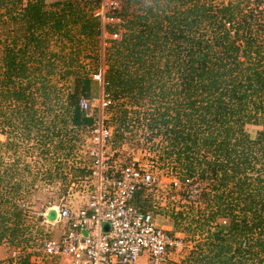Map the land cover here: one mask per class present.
I'll use <instances>...</instances> for the list:
<instances>
[{"label": "trees", "instance_id": "trees-1", "mask_svg": "<svg viewBox=\"0 0 264 264\" xmlns=\"http://www.w3.org/2000/svg\"><path fill=\"white\" fill-rule=\"evenodd\" d=\"M97 6L0 0L2 148L30 150L19 143L35 134L39 159L57 162L74 149L78 131L92 126L94 116L78 107L90 73L76 62L87 57L83 50H99ZM117 14L120 25L104 30H120V38L106 39L102 52L103 92L122 100L107 107L114 123L109 139L119 146L141 136L159 169L183 187L189 179L201 184L199 201L181 192L184 206L171 215L174 230L203 236L186 255L188 264H264V13L245 0H121ZM49 40L56 47L46 52ZM93 55L95 72L98 51ZM65 79L71 87L64 91ZM43 114H52L47 125ZM247 125L260 128L248 133ZM62 132L69 134L66 151ZM89 164L76 174H88ZM31 171L19 156L0 159V243L27 240L16 198ZM131 203L150 208L141 191ZM218 218L226 227L214 230Z\"/></svg>", "mask_w": 264, "mask_h": 264}, {"label": "built area", "instance_id": "built-area-1", "mask_svg": "<svg viewBox=\"0 0 264 264\" xmlns=\"http://www.w3.org/2000/svg\"><path fill=\"white\" fill-rule=\"evenodd\" d=\"M96 1L98 6L92 13L99 18L100 35L108 40L119 39L120 30L105 32L104 27L120 25L121 17L117 13L121 0ZM245 2L248 7H256L264 13V0ZM100 66L91 74V78L103 87ZM98 100L102 109L112 101L103 90ZM78 107L89 116L87 97L78 99ZM88 130L90 146L87 153L91 160L89 173L84 178L94 180L93 188L88 192L84 206L71 209L61 200L47 208H53L55 212L54 223H49L62 224L63 229L58 237L44 240L38 248H34L35 256L60 257V264H167L169 253L181 251L183 240L157 225L151 211L142 210L131 203V199L137 191L144 194L152 190L155 186L153 175H169L168 172L157 167L155 158L147 164L132 159L128 163L113 165L110 162L111 154L105 149L111 137L109 127L98 118ZM191 183L194 182L190 179L183 183L188 184L185 186L189 191ZM170 184L173 188L181 186L175 178L171 179ZM185 194L187 197V191ZM189 198L193 199L194 196ZM18 207L25 212L24 204ZM41 216L45 221L44 214ZM26 217L31 219L27 212ZM17 255L15 251L11 252V257Z\"/></svg>", "mask_w": 264, "mask_h": 264}, {"label": "rangeland", "instance_id": "rangeland-1", "mask_svg": "<svg viewBox=\"0 0 264 264\" xmlns=\"http://www.w3.org/2000/svg\"><path fill=\"white\" fill-rule=\"evenodd\" d=\"M54 1H63V0H44L45 3H51ZM106 25V24H105ZM106 36L99 35V50L96 49H89L83 50L86 56H80L77 59L76 66L80 65L84 67V69H89L88 72L90 73V80L87 81V88L85 90V94H87V98L89 100V108L87 110L88 115H93L94 120L98 118L102 119V123L107 125L111 131L114 127V123L111 122V112L107 108H99V98L101 95V91L103 88L99 85L98 82L91 78L92 72V65L94 66L95 59L93 55V51H98L99 57L102 56L103 47L106 41ZM105 41V42H104ZM81 46V44H80ZM97 46V47H98ZM55 43L53 40H49L46 46V52L50 50H54ZM83 47V46H82ZM84 48V47H83ZM92 50V51H91ZM91 51V52H90ZM91 54H88V53ZM95 53V52H94ZM96 54V53H95ZM98 57V58H99ZM45 57L42 59L44 60ZM94 60V61H93ZM99 61V60H98ZM99 64L102 67V71L104 70V66L102 63V58L99 61ZM96 67V66H95ZM99 69V68H98ZM58 73V72H57ZM56 79V75L53 76ZM71 79V78H70ZM65 79V81L61 80L59 82V86L63 87L64 91L66 88L71 87V80ZM63 96V95H62ZM119 101L112 100V106H116L121 104ZM114 109V108H113ZM58 111V110H57ZM40 113V112H39ZM41 114V113H40ZM52 116V114H43L39 117L45 121L44 125H47L48 119ZM67 126V125H66ZM69 128V125L66 129ZM260 127H256L253 125H247L246 131L248 133H252L255 129H259ZM64 129V128H63ZM89 129V128H88ZM86 128H82L78 131L77 136H75L74 149L69 152V156L65 159L62 158L60 161L57 162H50L42 161L41 158L39 159V155L36 154L35 151V137L36 135L33 134L30 136L28 140H23L20 144V147H24L25 145L28 147H32L30 150L23 151V149L19 148L16 151V154L12 152V150L6 149L5 147L2 148L0 146V159L3 162H9L10 158L18 157L20 161H26L28 163V168L31 171V175H26V178L31 181L30 184H27V189L25 187V193L22 196L16 198V204L21 205L24 204L26 206L25 213L30 214L31 219H28L27 222H24L26 227H29L30 233L29 238L27 239V243L25 242V247L34 246L37 243V240L41 239L42 236L53 235L56 234L58 230L57 224L51 225L49 222L54 223V215L55 212L53 208L47 209L50 205H56L59 201H66L68 204L71 203L76 206H84V202L87 199L88 192L93 188V181L92 179L88 178L85 179L84 176L87 174L83 173L82 175L76 174L79 170L80 166L83 164H87L91 159L88 156L87 148L90 146L89 142V130ZM64 131V130H63ZM34 133V132H32ZM63 134V135H62ZM63 137V145L66 151L68 142L69 134L62 132ZM13 134L12 136H14ZM52 141L57 143V141H62L60 138L56 136H52ZM19 139V137L15 138ZM4 137L0 134V141H3ZM139 142V145L135 143ZM18 143V142H17ZM48 145V144H47ZM46 145V146H47ZM105 149L107 153L111 154L110 162L113 165L118 166L123 163H128L132 159H137L139 163L147 164L155 158V155L148 151L147 145H145L144 141L142 140L141 136L134 137L132 139H126L122 141V143L117 146L112 143L111 139H108L105 145ZM113 154H112V153ZM113 155V156H112ZM62 155L61 153L57 152V157L60 158ZM22 163H20L21 165ZM90 165V164H89ZM49 167V172L44 173ZM36 175H32V173H36ZM25 173V172H24ZM75 174V175H73ZM85 174V175H84ZM155 178V186L152 188L150 192H145L143 195L146 198V201L149 205V211L153 216L154 222L158 225H163L165 229H168L170 232L174 233L176 236L180 237L183 240V248L181 251L178 252H170L169 253V264H180V262H186L185 257L189 251L193 250L196 251V247L198 243L203 242V236L201 234L195 233L193 238H188L189 233L185 232L181 228L174 230L173 222H172V214L175 211H181L182 207L184 206V200L190 199L189 197L194 196L193 199H190L191 202H198L200 199V191L201 184L198 183L196 180H192L190 191L187 188L188 186L183 187L182 185L177 188H171L170 181L172 178L169 175H163L157 173L153 175ZM197 183V184H196ZM196 185V186H195ZM190 186V185H189ZM92 187V188H89ZM197 187V188H196ZM172 189V190H171ZM175 191V192H173ZM187 191V197L184 199L183 193L181 192ZM189 191V192H188ZM199 193V195H198ZM181 195V197L179 196ZM198 195V196H197ZM197 197V198H196ZM184 199V200H183ZM194 209V208H193ZM52 211L53 216L50 215L51 218L47 217V214ZM44 214L45 221H40ZM41 217V218H40ZM47 220V221H46ZM42 222V223H40ZM183 225L186 223L182 221ZM181 227V226H180ZM226 227V220L222 218L216 219V225L213 226L214 230L224 229ZM172 229V230H171ZM41 234V236H39ZM5 241L0 243V260H7V253L4 247H7ZM24 242L20 243V245ZM19 245V247H20ZM11 247V245H9ZM3 249V250H2ZM5 251V253H4Z\"/></svg>", "mask_w": 264, "mask_h": 264}, {"label": "crops", "instance_id": "crops-1", "mask_svg": "<svg viewBox=\"0 0 264 264\" xmlns=\"http://www.w3.org/2000/svg\"><path fill=\"white\" fill-rule=\"evenodd\" d=\"M102 58V56L101 57H99V61H100V59ZM99 61H98V63H99ZM99 66H100V64L98 65V68H99ZM97 68V69H98ZM103 74V73H102ZM93 181V183H94V180H92ZM89 188H92V187H89ZM62 202H64V203H66V205L68 206V207H70L71 209H77V208H79V207H81V206H76V205H73V204H71V203H67L66 201H62ZM85 203V202H84ZM84 205V204H83ZM22 213H23V215H24V219H25V222H27L28 221V219H27V217H26V213L25 212H23L22 211ZM53 216V215H52ZM47 217L48 218H51L50 217V212L47 214ZM41 218V217H40ZM54 218H55V215H54ZM40 221H43L42 220V218H41V220ZM40 223H42V222H40ZM57 224V227H58V229H60V230H58L57 231V233L56 234H53V235H47V236H42V238L41 239H39V240H37V243L34 245V246H31V248L30 247H25V248H22V247H24L25 246V242L27 243V241L28 240H26V241H24V245L23 244H21L20 245V247H19V245H11V247L9 246V244H7V247H4L5 248V250H6V252H8L7 253V259H11V260H13V261H15L16 259H19V258H22L23 256H26V257H29V261H31L33 264H60L61 262H62V259L60 258V257H47V256H44V255H42V257H36L35 256V251L33 250L34 248L36 249V248H38L40 245H41V243H42V241H44V240H47V239H53V238H56V237H58L59 236V234L61 233V231H62V229H63V226H62V224H59V223H56ZM158 225V224H157ZM24 226H25V228H26V230L24 231V235H23V237L26 239H28L29 238V235H30V233H28V231L30 230V228L29 227H26V225L24 224ZM159 226H161L162 228H164L163 227V225H159ZM165 229V228H164ZM170 234H172V235H175L174 233H172V232H170L168 229H166ZM172 230V229H171ZM39 236H41V234L39 235ZM6 242V241H5ZM1 243H3V242H1ZM7 243V242H6ZM23 243V242H22ZM3 250V249H2ZM12 251H15L18 255L16 256V257H11V252ZM4 253H5V251H4ZM170 260V259H169ZM2 261H6V260H0V262H2ZM167 264H169V261H168V263Z\"/></svg>", "mask_w": 264, "mask_h": 264}, {"label": "water", "instance_id": "water-1", "mask_svg": "<svg viewBox=\"0 0 264 264\" xmlns=\"http://www.w3.org/2000/svg\"><path fill=\"white\" fill-rule=\"evenodd\" d=\"M52 214H53V212L50 211V215H52ZM104 228H106V226H104ZM81 232H82L83 234H85V231L81 230Z\"/></svg>", "mask_w": 264, "mask_h": 264}]
</instances>
